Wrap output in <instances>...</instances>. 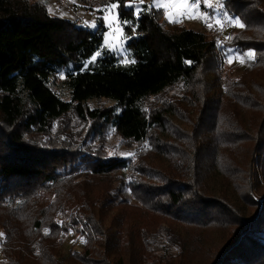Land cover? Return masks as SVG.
<instances>
[{"label":"trees","instance_id":"1","mask_svg":"<svg viewBox=\"0 0 264 264\" xmlns=\"http://www.w3.org/2000/svg\"><path fill=\"white\" fill-rule=\"evenodd\" d=\"M108 1L119 6L127 61L103 47L104 29L0 0L1 264H264V197L250 172L264 150L261 3L226 0L244 24L232 47L254 58L240 78H216L225 90L212 99L196 77L216 52L212 41L169 30L146 5L134 16L129 0ZM179 84L181 97L148 109ZM102 98L114 103L85 105ZM188 109L199 115L191 132L167 121ZM67 115L99 135L114 129L135 145L132 157H102L63 124ZM69 229L79 249L63 257Z\"/></svg>","mask_w":264,"mask_h":264},{"label":"rangeland","instance_id":"2","mask_svg":"<svg viewBox=\"0 0 264 264\" xmlns=\"http://www.w3.org/2000/svg\"><path fill=\"white\" fill-rule=\"evenodd\" d=\"M30 3H34L43 9L46 13L54 18L69 21L75 23L76 27L88 28L91 30H100L104 29L103 32V47L114 53L116 56L123 61H127V49H126V39L123 34V30L120 27L119 23V6L117 5L116 9L108 10V5L112 1H103L99 2L96 0H27ZM233 1V0H231ZM227 1L228 5L232 6L233 3ZM250 2L256 1L261 3L260 9L261 13H264V0H248ZM167 0H129L124 4V8H131L134 11V16L138 13L136 8L143 5L148 6L149 8L155 11H161V18L165 19L169 24V30H179L184 28L186 30H192L196 32L203 33L209 41H212L216 47V52L209 54L211 58L207 62L206 67L202 68L197 72V79L202 84L199 85V92L202 94L208 95V98L217 99L218 94L224 92L225 85L222 83L224 79L229 75L230 79L240 78L243 69L248 62L253 59H249L247 53L250 50L239 51L232 47L233 39H236V36L243 30V27H237L231 21L237 17L228 14L224 8L226 0H189L190 4H194V7H190L188 12L180 15H172L174 9L169 7L165 9L164 7L158 6L166 3ZM133 5V7H127V5ZM210 4L211 7L207 5ZM225 7H227L225 5ZM236 8V5H235ZM250 9H245L244 13ZM165 11L169 12V17H166ZM242 15V14H241ZM107 16L109 18L106 21L104 18ZM217 20L220 23H217ZM255 22V21H254ZM95 24V27L91 25ZM212 25L209 27L208 25ZM262 29V28H261ZM263 30V29H262ZM253 52V51H252ZM215 61L214 63L212 61ZM222 81L221 83L216 81V78H219ZM61 82V79L58 80ZM54 85L53 90L60 93L64 99H67V92L60 83ZM183 92L182 86L176 85L172 88L166 90L160 96L148 100L146 106L148 109L156 106V103L167 102L169 100L176 99L181 97ZM114 101L108 98L94 99L85 102V105L89 109L93 108H104L113 104ZM187 113H183L186 119L183 121L175 115H170L168 122L174 124V126L181 128L183 131H192V127L195 121L198 119L199 115L197 112H193L188 109ZM74 115H67L63 119V124L68 125L71 130L72 126H75L82 138L85 139L86 145H90L93 151L97 152L102 157H132L135 145L123 141L119 135L115 132L114 129L109 127H104V130L101 135L97 132L89 131V123H79L80 121ZM191 126V127H190ZM55 127V124H54ZM172 133V131H171ZM70 141L73 138L77 140L81 139L76 132H71ZM52 138H56V133L52 132L50 134ZM63 135H61V138ZM51 138L49 137V140ZM83 143V142H82ZM250 172L255 174L257 179V190L254 191L256 199L261 202L264 197V150L260 153H253L250 159ZM176 229L180 232L181 235L185 234L183 232L182 226H177ZM0 233L2 231L0 230ZM3 234V233H2ZM4 235L0 236V252L2 251ZM78 236L71 232L63 240V246L61 248V254L63 257L67 256L68 252L74 248L75 250L79 249L78 246ZM1 254H0V264H1Z\"/></svg>","mask_w":264,"mask_h":264},{"label":"snow or ice","instance_id":"3","mask_svg":"<svg viewBox=\"0 0 264 264\" xmlns=\"http://www.w3.org/2000/svg\"><path fill=\"white\" fill-rule=\"evenodd\" d=\"M196 2L198 3V0H196ZM205 3H207V0H205ZM158 6L164 7L165 9H168L169 7H171L172 9H174V11L172 12V15H176L177 13H179L180 15H183V14L188 12V9L190 7H194V4H190L189 0H167L166 3L158 5ZM207 6L211 7L210 4H208ZM127 7H133V5L129 4V5H127ZM116 8H117V4L116 3H111V4L108 5V10L109 11H111L112 9H116ZM136 11H137V13H139L141 11V9L139 7H137ZM165 15H166V17H169V12L165 11ZM104 19L106 21L109 20V18L107 16H105ZM169 19H170V17H169ZM170 22H174V21H171V19H170ZM231 22L234 23L237 27H241V28L244 27V24L241 23L239 18H235ZM217 23H220V21L217 20ZM91 26L95 27V24H93ZM208 26L211 27L212 25L209 24ZM100 54H101L100 52H97L92 57V60L90 62H94L96 57H98ZM247 56H248L249 59H253L254 58V53L252 51H249L247 53ZM85 67H87V65H85ZM47 231L48 230L46 229L45 232L47 233ZM67 234H71V229L68 230ZM2 235L3 234L0 233V236H2ZM81 242H85L82 237H81Z\"/></svg>","mask_w":264,"mask_h":264}]
</instances>
